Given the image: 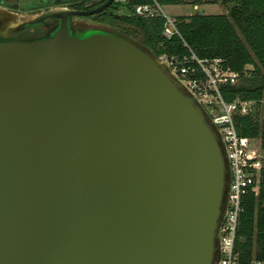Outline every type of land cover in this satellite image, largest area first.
<instances>
[{
	"label": "water",
	"instance_id": "95a60500",
	"mask_svg": "<svg viewBox=\"0 0 264 264\" xmlns=\"http://www.w3.org/2000/svg\"><path fill=\"white\" fill-rule=\"evenodd\" d=\"M114 1L0 6V264H217L220 135Z\"/></svg>",
	"mask_w": 264,
	"mask_h": 264
},
{
	"label": "trees",
	"instance_id": "16d2710c",
	"mask_svg": "<svg viewBox=\"0 0 264 264\" xmlns=\"http://www.w3.org/2000/svg\"><path fill=\"white\" fill-rule=\"evenodd\" d=\"M106 0H84L72 6L75 10H90ZM160 6L186 5L185 0H155ZM199 6L202 0H190ZM210 4L226 7L224 15L178 17L179 36H162L163 20L132 15L133 7L152 3L151 0H127L115 3L95 22L108 25L138 41L155 56H188L189 50L200 59H220L232 72L239 74V83L221 88L225 102L239 97L258 100L264 96V0H209ZM121 11L122 14L117 15ZM186 45L187 48L184 46ZM252 72L246 74V67ZM235 128L240 136L260 141L264 151V122L248 116H237ZM235 240V252L240 264L252 260L264 261V160L259 172L257 195L248 191L243 197Z\"/></svg>",
	"mask_w": 264,
	"mask_h": 264
},
{
	"label": "built area",
	"instance_id": "2783aa9c",
	"mask_svg": "<svg viewBox=\"0 0 264 264\" xmlns=\"http://www.w3.org/2000/svg\"><path fill=\"white\" fill-rule=\"evenodd\" d=\"M126 1L115 0L121 5ZM151 2L133 7L132 15L159 17L163 20L162 36L165 39L179 36L177 18L165 13L163 6L155 0ZM158 58L199 103L220 135L229 164L230 183L227 206L219 229L220 255L217 264H240L234 246L239 216L243 210V197L248 191L257 195L262 160L254 155L253 142L256 139L237 133L235 118L248 116L252 120L264 122V96L258 100L237 97L230 103L225 102L221 88L237 84L239 74L232 72L220 59H200L190 50L188 56L163 55ZM249 264H264V261L252 260Z\"/></svg>",
	"mask_w": 264,
	"mask_h": 264
},
{
	"label": "rangeland",
	"instance_id": "374dc122",
	"mask_svg": "<svg viewBox=\"0 0 264 264\" xmlns=\"http://www.w3.org/2000/svg\"><path fill=\"white\" fill-rule=\"evenodd\" d=\"M22 1V2H21ZM21 4L25 3V6H21V4H16L17 8L19 10L13 9L12 11L22 14V15H29V14H34L37 12L31 11L29 7H32L33 5H28V2H25L24 0H21ZM209 0H202L201 5L197 6V11L198 14L200 15H207V16H218V15H224L227 12L226 7L220 5V4H215L212 5L208 2ZM186 5H178V6H163V10L165 13H167L169 16L172 17H188L190 16L194 10L195 6L191 4L190 0H185ZM53 7H68L66 4H61L58 6H53ZM21 8L26 9L24 12ZM90 22H95L92 18L89 19ZM252 72V68L250 66L246 67V74H250ZM239 83V80L237 84ZM254 155L258 160H264V151L260 149V141L258 139L254 140Z\"/></svg>",
	"mask_w": 264,
	"mask_h": 264
},
{
	"label": "flooded vegetation",
	"instance_id": "af4514ba",
	"mask_svg": "<svg viewBox=\"0 0 264 264\" xmlns=\"http://www.w3.org/2000/svg\"><path fill=\"white\" fill-rule=\"evenodd\" d=\"M21 0H0V6L1 7H4L8 10H19V8H17L16 4H21L20 2ZM25 2H28L27 4L28 5H33L32 7H29L31 8L30 10L31 11H34V12H41V11H47L48 9L50 8H53V6H58V5H61V4H66L68 5V8L69 9H72L71 7L78 4L79 2L81 1H84V0H24ZM56 1H59L61 3H59L58 5L54 4ZM97 1V0H96ZM107 1V0H106ZM105 1V2H106ZM104 2V3H105ZM116 2L114 1V3L112 4V6L115 4ZM102 5V4H101ZM21 6H25V3L21 4ZM111 6V7H112ZM99 7V6H98ZM110 7V8H111ZM97 8V7H95ZM24 12L26 11V9L24 8H21ZM94 9V8H92ZM90 9V10H92ZM75 10V9H73ZM108 10V9H107ZM76 11H89V10H76ZM105 12V11H104ZM122 14L121 11H118L117 12V15H120ZM100 15V14H99ZM97 16V15H96ZM94 16L92 17H89L88 19L92 18L93 19Z\"/></svg>",
	"mask_w": 264,
	"mask_h": 264
}]
</instances>
